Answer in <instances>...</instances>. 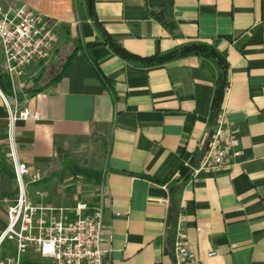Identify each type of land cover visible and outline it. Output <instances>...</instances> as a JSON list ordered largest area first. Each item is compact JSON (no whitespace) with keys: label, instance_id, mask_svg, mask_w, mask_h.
Listing matches in <instances>:
<instances>
[{"label":"crops","instance_id":"crops-1","mask_svg":"<svg viewBox=\"0 0 264 264\" xmlns=\"http://www.w3.org/2000/svg\"><path fill=\"white\" fill-rule=\"evenodd\" d=\"M21 4L49 18L59 37L52 58L29 68L20 93L38 119L14 126L19 159L54 174L35 186L42 191L35 202L70 217L79 203L100 207L103 264H175L166 198L198 264H264V0H0L4 8ZM92 15L137 57L212 45L227 63L219 109L213 61L190 55L146 66L106 44L88 46L103 40ZM1 62L2 55L4 93ZM1 92L0 232L15 194ZM221 114L240 154L227 167H199ZM182 167L191 175L172 198ZM12 255L3 244L0 264Z\"/></svg>","mask_w":264,"mask_h":264},{"label":"built area","instance_id":"built-area-1","mask_svg":"<svg viewBox=\"0 0 264 264\" xmlns=\"http://www.w3.org/2000/svg\"><path fill=\"white\" fill-rule=\"evenodd\" d=\"M59 37L54 23L26 5L0 6V49L2 73L8 79V92L2 94L8 113V134L4 157L14 181V197L7 202L6 226L0 232V247L9 244L13 255L4 264H103L101 249L104 229L102 209L85 203L77 204L73 216L62 208L39 205L35 198L42 191V173L32 170L17 154L14 126L17 121L37 120L38 114L25 106L24 78L30 67L48 62ZM223 114L217 120L199 167L217 169L228 166L230 156L240 154L235 130L224 124ZM169 209L170 201L164 200ZM58 210L59 216L52 213ZM172 226L168 225L170 246L175 264H198L196 253L187 245L182 217L176 210ZM208 255H213L210 253Z\"/></svg>","mask_w":264,"mask_h":264},{"label":"trees","instance_id":"trees-1","mask_svg":"<svg viewBox=\"0 0 264 264\" xmlns=\"http://www.w3.org/2000/svg\"><path fill=\"white\" fill-rule=\"evenodd\" d=\"M87 3L93 4V0H86ZM94 26L98 30V32L102 35L103 40H95L92 43H88V46H94L98 44H106L109 48L118 56L125 60L133 61L135 63H139L146 66L163 64L172 60H176L179 58H183L186 56L194 55L200 56L210 59L215 63L218 69V76L216 79V86L214 91V97L212 101V108L214 111H217L220 107L221 99L224 93V89L227 86V63L225 58L212 46L206 43H195L188 46H183L179 49L162 53L159 55H154L150 57H137L129 52H127L124 48L120 46L115 40H113L101 27L100 23L95 19L92 15L91 17ZM2 81L4 82L6 88H8V79L4 74H1ZM26 89V88H25ZM36 89L27 88L25 90L26 93H33ZM8 91V90H7ZM191 173L188 167H182L180 169V174L178 179L173 183V185L169 186L171 197L173 198L174 194L180 190V188L187 182ZM177 210L175 202L171 201L170 204V216L169 221L173 218V213ZM170 238V236H169Z\"/></svg>","mask_w":264,"mask_h":264},{"label":"rangeland","instance_id":"rangeland-1","mask_svg":"<svg viewBox=\"0 0 264 264\" xmlns=\"http://www.w3.org/2000/svg\"><path fill=\"white\" fill-rule=\"evenodd\" d=\"M0 59H1V55H0ZM30 87V88H32L33 86H35V84L33 83V84H29V85H27V87ZM55 174H56V176H58L57 175V173L55 172ZM54 174L53 173H51L50 175H42L43 176V179H42V181H41V184H45L46 182H47V180L48 179H50V177H52ZM41 184L39 185L40 186V188H41Z\"/></svg>","mask_w":264,"mask_h":264},{"label":"water","instance_id":"water-1","mask_svg":"<svg viewBox=\"0 0 264 264\" xmlns=\"http://www.w3.org/2000/svg\"><path fill=\"white\" fill-rule=\"evenodd\" d=\"M88 11H89V15H91V12H90V6L88 7ZM206 145H207V143H206ZM206 145H205V147H206ZM168 225L170 226H172V221H168ZM169 236H171V229H170V234H169Z\"/></svg>","mask_w":264,"mask_h":264}]
</instances>
